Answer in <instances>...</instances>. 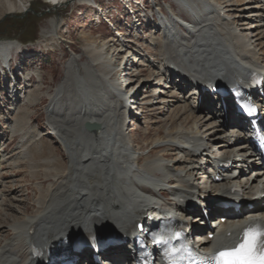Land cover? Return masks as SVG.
I'll return each instance as SVG.
<instances>
[{
  "label": "bare ground",
  "instance_id": "6f19581e",
  "mask_svg": "<svg viewBox=\"0 0 264 264\" xmlns=\"http://www.w3.org/2000/svg\"><path fill=\"white\" fill-rule=\"evenodd\" d=\"M54 1L61 5L74 0ZM75 1H85L89 5L96 2ZM228 1L174 0L178 12L173 10L172 4L163 5L162 27H159L160 33L153 35L151 43L156 54H150L148 62L155 73L154 80L160 74L166 75V79L163 85L157 81L149 84V96L153 99L149 102L157 99L161 90L166 93L168 88L169 91L174 89L179 96L178 102L183 104L181 108H186L178 112L176 119L184 124L191 118L192 122L190 126H167L163 135L156 136L152 147L145 152L135 147L125 133L127 113L116 98L120 85L117 79L111 78L119 67L130 62L133 54L120 57L117 56L119 49L112 55L105 49V43L99 47L89 43L85 44L83 52L87 60L78 63L80 56L71 54L64 75L53 91L46 94L42 91L39 69L34 70L37 83L29 88L26 96L21 84H9L11 94L8 97L14 103L21 98L30 106L45 94L49 99L45 111L49 133L62 144L65 154L59 155L55 146L44 138L43 131L31 125L29 106L9 107L11 116L4 121L10 124L13 113H17L14 121L8 124L9 136L20 137L11 159L5 157L7 143L5 146V142L2 143L0 178L4 167L19 168L24 163L34 181L44 177L49 182L46 185L39 182L35 186L37 193L33 195L32 212L18 214H14L18 209L16 204L9 203L11 200L18 202V199L7 198V193L0 188V264H42L54 252L71 249L79 234L93 236L96 243H101L107 237H133L144 229L149 230L151 223L156 226L153 218H173L179 223L184 208L193 203L213 211L211 224L214 227L209 231L215 234L214 238L196 241L195 236L204 235L208 227L203 221L201 225H192L193 241L202 249H219L223 244L234 242L246 225L264 224L263 168L245 169L249 164L238 158L237 152L249 150L250 143L243 140L242 132L233 134L230 130L232 124L228 121L240 124L231 108L233 101L227 95L210 93L218 85L233 86L241 92L242 83L253 71L264 73V0ZM0 3L7 13L23 7L21 1L0 0ZM155 5L163 10L160 3L155 1ZM249 20L254 21L253 25L247 26ZM57 35L56 21L52 19L44 41H52ZM22 47L25 46L16 40L0 39V64L10 66L12 49L21 50ZM137 73L138 70L134 75ZM29 75L32 76L31 72L26 73L27 79ZM172 80H175L174 86H171ZM142 81L140 88L144 89L151 80L142 77ZM130 84L136 95L135 83ZM198 88L201 93L196 95ZM246 93L242 91L243 95ZM205 95L210 99L206 100ZM215 99L218 100L215 102ZM255 99L263 108L264 95L255 94ZM139 110L134 108L136 117H140ZM221 111L227 114L226 127L219 117ZM85 121H98L101 128L89 132L84 127ZM172 150L176 156L170 157ZM224 154H233L235 163L243 168L236 176L231 169L223 171L219 174L221 179L214 182L215 159ZM137 181L148 185H138ZM200 187L205 191H200ZM246 193L258 199L257 203L253 201L252 208H246L244 202L242 212L216 205L227 198L243 199ZM216 211L224 214L218 215ZM244 211L250 212L249 215ZM225 215L227 220L219 223L220 217ZM141 225L143 230H140ZM7 229L9 236L2 237L1 233ZM123 251L127 252V245ZM93 252V248L71 249L78 263L84 258L92 260ZM118 253L117 245L102 252L111 257L109 262L115 260L124 264ZM153 253L156 255L158 249L153 247L144 255L145 259L150 260ZM150 262L162 264L157 257Z\"/></svg>",
  "mask_w": 264,
  "mask_h": 264
},
{
  "label": "rangeland",
  "instance_id": "374dc122",
  "mask_svg": "<svg viewBox=\"0 0 264 264\" xmlns=\"http://www.w3.org/2000/svg\"><path fill=\"white\" fill-rule=\"evenodd\" d=\"M13 1H21L23 7L21 9L17 8L16 11L12 13H7L5 7L0 3V39L16 40L30 50L24 51L23 49L25 47H22L21 50H17L16 48L12 49V51L14 49L17 51H24V53L27 54L25 57L18 56L16 62L13 64L14 69L22 67V70L18 69V72L13 73L14 76L20 80L21 84L24 85H20L25 94L24 96H26V92L29 88H32L37 83V77L34 75L35 69L41 71L42 91L46 94L47 91H53L60 83L64 75L65 64L71 54L75 53L80 56L78 63L87 60L83 54L85 44L92 43L96 45V47H99L105 43V49L110 51L108 53L112 54V52L116 53L114 46H119V40L121 41L124 38L135 40L136 29H134V23L136 19L134 15L139 16V22L145 24L148 10L154 4L153 0H133L135 5H132L131 9L129 4H131L130 2L132 0H96L104 10L108 20L115 23V27L118 31L115 30L113 32L107 22L97 19V9L91 7L89 3L85 1H65V3L61 5H56L54 0ZM155 1H160V3L164 5L172 4V8L175 12L179 10V7L173 3L174 0ZM231 1L235 2L236 0ZM219 2L226 3L229 1L219 0ZM183 15L188 18L185 13H183ZM52 19L56 21L58 35L52 41H44L46 38L45 33L49 28L51 29ZM248 22L247 26H251L253 25L252 23H254L253 20H249ZM137 41L134 42L138 44ZM111 54H109V56ZM19 63L22 65L21 67L18 65ZM97 69L99 70V67H97ZM27 72H31L32 74V76L29 75V79L26 78ZM123 74H125V72H123ZM118 76V73H115L112 74L111 78ZM154 76L155 73L150 68H138V73L136 74L138 82L142 80V77L150 79L151 81L147 84V88L144 87L145 90H139L140 117H137L134 122L129 115L124 127L127 137L132 141L135 147H140L141 152L150 149L153 145V143H151L153 139L158 135L162 136L167 126H190L192 122L191 118H188L184 124L181 123V120L179 121L176 119L178 112H183L186 108H181L183 104L178 102L179 96H177V91L174 89L169 91L168 88V92L166 93V90H161L163 92H160V95H157V99H154V101H160L158 104L154 103L152 105L151 102L154 101L149 102V100L152 99V97L149 96L151 93V86H149V84L157 81V83L163 85L166 79L164 78L166 75L163 74L158 75V78L155 80ZM5 77L1 75L0 81V148H2V141L6 139L8 142L7 146L4 147V153L6 158L11 159L17 150L15 149V145L20 136H9V123L4 121L2 117L11 116L10 111H12V109L9 108L10 106H14V108L15 106H20V108H23L29 105L21 100V98L20 101L16 100L15 103L9 99V93L7 92V87H5L7 86L4 81L6 79ZM7 78L8 81L9 79L12 81L11 75L8 74ZM25 79L30 83L26 84ZM173 82H175V80H172L171 86L175 85ZM26 87H28V89H26ZM44 95L39 97L35 104L29 106L31 109L29 120L31 121V125H37L38 128L43 131L44 138L55 146L57 153L59 155H64L62 144L49 133L50 131L48 129L45 113L49 99ZM162 99L166 101H161ZM14 108L13 110H15ZM15 115H17V113H13V120L11 123L14 121ZM135 123L137 125H134ZM26 128L27 126H25L24 129ZM171 152L170 157L176 156L173 150ZM2 165L5 166L4 164ZM0 182H2L0 188L7 193V198L13 196L18 199V202L15 200H11V202L9 200V203L16 204L15 206H17L16 208L18 209L14 211V214H18L20 211L32 212V206H35V204H33V195L37 193L35 186L39 182L46 185L49 179L40 177L37 181H34V179L28 175L25 164L21 163L19 168H13L11 165L4 167ZM1 218L2 213L0 214V219ZM8 230L9 229L1 233L4 235L2 237L9 236L7 235Z\"/></svg>",
  "mask_w": 264,
  "mask_h": 264
},
{
  "label": "snow or ice",
  "instance_id": "6c2138e0",
  "mask_svg": "<svg viewBox=\"0 0 264 264\" xmlns=\"http://www.w3.org/2000/svg\"><path fill=\"white\" fill-rule=\"evenodd\" d=\"M255 111V109H249ZM264 231L247 228L241 242L233 248L219 251L212 259L214 264H264Z\"/></svg>",
  "mask_w": 264,
  "mask_h": 264
},
{
  "label": "water",
  "instance_id": "95a60500",
  "mask_svg": "<svg viewBox=\"0 0 264 264\" xmlns=\"http://www.w3.org/2000/svg\"><path fill=\"white\" fill-rule=\"evenodd\" d=\"M84 127L90 132H97L101 128V124L98 121H85Z\"/></svg>",
  "mask_w": 264,
  "mask_h": 264
}]
</instances>
